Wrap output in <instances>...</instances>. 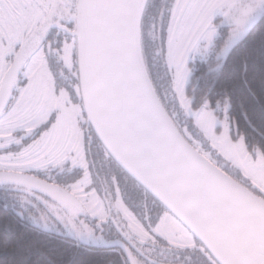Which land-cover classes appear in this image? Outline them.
Instances as JSON below:
<instances>
[{
	"label": "snow or ice",
	"instance_id": "6c2138e0",
	"mask_svg": "<svg viewBox=\"0 0 264 264\" xmlns=\"http://www.w3.org/2000/svg\"><path fill=\"white\" fill-rule=\"evenodd\" d=\"M148 4L0 0V186L19 193L22 208H35L34 219L45 225L58 222L77 239L106 243L105 226L112 227L123 264H238L214 250L191 215L120 163L103 137L106 124H114L142 160L167 163L180 174L190 170L202 196L211 195L200 182L207 178L205 159L212 160L259 197L264 208V145L234 130L226 99L213 103L188 90L192 65L214 49L221 29H227L226 55L264 16V0H171L161 8L147 35L158 41L156 55L167 77L163 91L146 64L143 17ZM125 37L138 40L151 85L145 99L135 96L121 71L119 48ZM93 44L98 50L95 70ZM53 56L56 70L49 63ZM47 78L51 84L46 86ZM97 81L109 91L103 109L94 96ZM165 116L179 137L193 145L192 152L167 128ZM260 135L264 138V132ZM94 144L122 174L124 188L115 174L98 186L89 158ZM225 144L235 149L243 167L236 156L218 150ZM65 166L79 175L70 184L57 183L51 170ZM161 250L171 258L160 259Z\"/></svg>",
	"mask_w": 264,
	"mask_h": 264
},
{
	"label": "trees",
	"instance_id": "16d2710c",
	"mask_svg": "<svg viewBox=\"0 0 264 264\" xmlns=\"http://www.w3.org/2000/svg\"><path fill=\"white\" fill-rule=\"evenodd\" d=\"M170 3L171 0H149L143 17L146 64L161 91L167 87L165 68L156 55L158 41L149 38L147 33L161 8H166ZM226 36L227 29H221L214 49L205 58L196 59L192 65L193 77L188 90L197 98L207 95L213 103L226 99L230 105V117L236 123L238 131L250 143L264 145V138L260 135L264 132V17L255 25L248 38L224 55L222 49ZM137 48L139 56L138 40ZM139 60L151 88L140 56ZM49 63L53 70L58 68L54 56L49 57ZM170 111L173 112V118H177L171 106ZM167 119L176 131L177 126L171 119ZM184 142L193 151V145ZM113 154L115 155L114 152ZM89 158L93 162L98 186L115 174L124 188L122 174L114 163L103 157L98 144L91 147ZM201 158H204L203 153ZM117 159L124 164L118 157ZM205 162L235 189L249 195L246 189L216 168L214 161L205 159ZM50 175L57 183L70 184L78 177L79 170H70L65 166L63 170H51ZM125 195H128L126 189ZM18 196L19 193L14 189L0 186V264H123L121 247L106 248L92 240L77 239L58 222L50 221L45 225L34 219L37 215L35 208H22ZM103 234L106 242L117 241V233L112 227L105 226ZM158 255L165 261L171 258V254L164 250Z\"/></svg>",
	"mask_w": 264,
	"mask_h": 264
},
{
	"label": "water",
	"instance_id": "95a60500",
	"mask_svg": "<svg viewBox=\"0 0 264 264\" xmlns=\"http://www.w3.org/2000/svg\"><path fill=\"white\" fill-rule=\"evenodd\" d=\"M249 27L244 36L233 43L227 54L241 44L253 29ZM94 70L98 50L93 44ZM120 66L128 87L137 98L145 99L151 91L140 64L137 39L125 37L119 48ZM94 96L98 108L103 109L109 101L107 87L97 81L94 84ZM167 128L174 133L184 148L192 152L184 140L176 133L167 117ZM234 130H238L233 123ZM105 143L115 155L132 171L153 188L166 202L178 205L191 215L200 225L201 234L209 241L214 250L222 253V258L236 261L238 264H261L264 261V208L250 195L235 189L209 164L200 182V187L210 191V196H202L198 186L191 180V172L177 173L167 163H152L142 160L132 149L128 140L112 123L106 124ZM106 248L121 247L116 241L103 243Z\"/></svg>",
	"mask_w": 264,
	"mask_h": 264
},
{
	"label": "rangeland",
	"instance_id": "374dc122",
	"mask_svg": "<svg viewBox=\"0 0 264 264\" xmlns=\"http://www.w3.org/2000/svg\"><path fill=\"white\" fill-rule=\"evenodd\" d=\"M206 57V56H205ZM205 57H203V58H205ZM198 58H200V57H198ZM45 76L47 77V69L45 68ZM45 84H46V86L47 85H50L51 84V80H50V78H47L46 80H45ZM229 104V103H228ZM229 109H230V105H229ZM230 115V114H229ZM204 118L202 117V120H203ZM217 147H218V150L219 151H221L222 153H224L225 155H228L229 156V158H232V156H236V161H237V164L238 165H240V166H244L242 163H241V158L239 157V155L235 152V149H233L232 148V146L230 145V144H225L223 147H220L219 145H217ZM229 154H231V155H229ZM205 154H203V156H204ZM250 196H252L250 193H248ZM253 197V196H252ZM253 198H255L258 202H260V204H261V201H260V199H259V197H253ZM170 230H171V226H170ZM92 242H94V241H92Z\"/></svg>",
	"mask_w": 264,
	"mask_h": 264
},
{
	"label": "flooded vegetation",
	"instance_id": "af4514ba",
	"mask_svg": "<svg viewBox=\"0 0 264 264\" xmlns=\"http://www.w3.org/2000/svg\"><path fill=\"white\" fill-rule=\"evenodd\" d=\"M263 17H264V16H263ZM259 21H260V20H259ZM259 21H258V22H259ZM258 22H256V23L254 24L253 29H254L255 25H256ZM253 29L251 30V32L253 31ZM251 32H250V33H251ZM250 33H249V34H250ZM249 34L247 35L246 38H248ZM246 38H245V39H246ZM52 170H53V169H52Z\"/></svg>",
	"mask_w": 264,
	"mask_h": 264
}]
</instances>
